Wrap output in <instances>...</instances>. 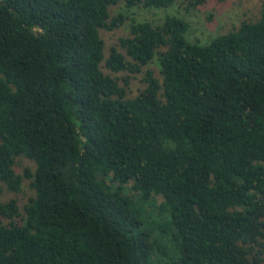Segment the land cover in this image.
<instances>
[{"label": "trees", "instance_id": "1", "mask_svg": "<svg viewBox=\"0 0 264 264\" xmlns=\"http://www.w3.org/2000/svg\"><path fill=\"white\" fill-rule=\"evenodd\" d=\"M208 1L0 0V194L35 191L0 264H264V7L208 43L132 19L105 57L112 7Z\"/></svg>", "mask_w": 264, "mask_h": 264}, {"label": "rangeland", "instance_id": "2", "mask_svg": "<svg viewBox=\"0 0 264 264\" xmlns=\"http://www.w3.org/2000/svg\"><path fill=\"white\" fill-rule=\"evenodd\" d=\"M264 0H209L208 3L197 11L188 12L181 5L173 8L163 9H145V8H127L123 3L112 7L113 15L122 13L128 17L125 25L113 32L102 31L101 35L105 43V57H108L113 47L119 43V39L127 37L130 34L131 20L138 22L149 21L152 23H162L167 16H176L185 19L190 29L188 38L192 42L208 43L216 36L227 34L241 25L243 21H256L261 17ZM146 69H151L159 75V61L156 59ZM104 71L111 72L104 68ZM112 74V73H111ZM114 75V74H113ZM125 74H117L122 78ZM144 74L137 75L129 86V97H134L138 90L143 87L142 79ZM16 170L19 174H23L26 169L35 170V165L25 159L18 160ZM1 184V183H0ZM35 196V191L30 187V181H25L20 193L10 192L5 189L0 194V202H7L12 199L18 200L23 207L30 198ZM158 203L164 200L158 198Z\"/></svg>", "mask_w": 264, "mask_h": 264}]
</instances>
